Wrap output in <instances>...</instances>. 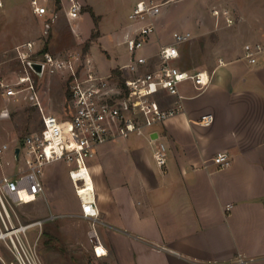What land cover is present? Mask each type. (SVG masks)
Returning a JSON list of instances; mask_svg holds the SVG:
<instances>
[{
  "label": "crops",
  "instance_id": "obj_1",
  "mask_svg": "<svg viewBox=\"0 0 264 264\" xmlns=\"http://www.w3.org/2000/svg\"><path fill=\"white\" fill-rule=\"evenodd\" d=\"M61 1L66 20L81 17L69 18L70 0L68 6ZM83 1L98 16L101 31L102 13ZM208 5L210 17L197 19L195 33L177 28L166 38L159 33V17L160 45L155 49L153 34L144 49L154 54L173 41L174 32L190 31L193 38L180 45L179 63L190 43L193 68L202 69L199 37L217 31L218 38L207 41L215 64L208 88L199 92L184 82L181 112L145 134L103 143L88 160L90 174L76 171L86 181L78 191L85 210L99 211L96 218L86 217L94 222V248L99 235L110 264H264V0H209ZM128 24L113 32L119 41ZM247 44L263 47L255 63L246 57ZM175 100L169 97L167 105ZM207 114L213 121L200 123ZM159 142L167 147L164 167L154 157ZM219 152L230 154L229 166L214 161ZM8 249L0 241V264H10L6 254L14 259Z\"/></svg>",
  "mask_w": 264,
  "mask_h": 264
},
{
  "label": "built area",
  "instance_id": "obj_2",
  "mask_svg": "<svg viewBox=\"0 0 264 264\" xmlns=\"http://www.w3.org/2000/svg\"><path fill=\"white\" fill-rule=\"evenodd\" d=\"M180 0H138L129 13V24L122 30V39L129 59L117 64L108 73H102L89 55L79 64L76 55L62 57L56 55L37 41L28 40L15 46V57L21 68L12 80L2 78L0 86L7 98L21 96L29 98L38 106L42 115V126L32 131L11 148L12 159L19 162L18 170L12 173H0V241L4 242L14 255L17 264H46L39 249V239L43 223L47 218L22 221L18 208L22 204L36 201L46 193L45 168L55 161H65L70 167V176L74 186H84L86 181L76 176V171L85 168L89 172L88 160L92 158L103 143L127 138L133 133L145 134L147 129L163 124L183 108L184 95L180 86L190 81L202 92L211 84L212 74L205 69L190 70L180 65V45L191 40L190 31H176L173 41L161 44L156 53L144 51L150 37L157 32V21L166 5ZM2 5V2H0ZM33 11L39 16L50 15L55 21L57 12L51 8L48 0H31ZM80 0H70L67 10L69 18H77L82 10ZM214 14L219 11L214 9ZM232 22L231 18L227 19ZM51 24H46V31ZM246 57L250 62L257 61L256 54L263 50L261 44L245 46ZM223 62L222 59L219 60ZM31 62L43 64L40 75L31 66ZM46 70L54 73L68 71V100L66 115L46 112L37 91V86ZM175 96L172 105H167L169 97ZM8 108L1 110V116L10 115ZM213 115H203L200 123L208 125ZM20 147L19 157L16 147ZM10 148L8 143L0 145V156ZM154 157L159 166L167 164V147L163 142L155 146ZM214 161L220 168L231 164L228 152H219ZM10 161H8L9 163ZM82 213L85 217L96 218L97 212L85 210L83 200ZM29 199V200H28ZM94 201L96 204L95 192ZM97 206V204H96ZM39 227L36 238L30 230ZM98 257L109 254L108 248L98 235L95 246ZM242 263L245 260H241Z\"/></svg>",
  "mask_w": 264,
  "mask_h": 264
},
{
  "label": "rangeland",
  "instance_id": "obj_3",
  "mask_svg": "<svg viewBox=\"0 0 264 264\" xmlns=\"http://www.w3.org/2000/svg\"><path fill=\"white\" fill-rule=\"evenodd\" d=\"M84 3L83 0H81ZM136 0H88L95 5L98 13H102L101 31L91 13L90 7L81 12V17L66 20V9L58 8L56 0H48L56 9V21L49 15L39 16L32 8L31 0H0V81L2 78L12 80L20 71V64L15 57V46L28 40L37 41L56 55L72 57L77 64L88 55L102 73H108L113 66L129 59V53L124 44H119L114 31L120 32V27L129 23V12ZM209 0H180L166 5L160 16L162 26L159 33L169 37L174 29H190L197 32V19L204 15L210 17ZM66 5H69L67 0ZM51 28L46 31V24ZM97 26V27H96ZM200 36L201 47L198 45V57L204 67L211 70L212 48L207 41L217 37V31H211ZM117 32V33H118ZM210 34V35H209ZM94 35V36H93ZM155 49L159 47L158 34ZM218 38V37H217ZM210 39V40H209ZM196 40V38H195ZM90 41V47L85 52V45ZM189 47L190 43L186 44ZM186 47L184 61L180 65L191 70L195 63L189 57ZM210 47V48H209ZM141 53H145L141 51ZM68 71L50 72L46 70L43 79L37 86L39 98L47 111L66 115L68 99ZM190 82V81H187ZM3 108H8V116H0V145L8 143L10 148L0 156V173H12L18 170L19 162L12 159V147L17 140L22 139L32 131L42 126V115L38 106L29 98L15 96L7 98L2 94L0 86V114ZM136 134V133H133ZM132 134V135H133ZM8 161H10L8 163ZM46 193L38 200L22 204L18 208L21 220L28 222L43 219L55 214L42 225L39 239V249L46 264H104L107 261L95 253L94 222L83 216L80 198L70 176V167L65 161L49 163L45 168ZM39 227L32 228L30 234L36 238ZM9 250V249H8ZM10 251V250H9ZM11 252V251H10ZM10 264H17L6 254Z\"/></svg>",
  "mask_w": 264,
  "mask_h": 264
},
{
  "label": "trees",
  "instance_id": "obj_4",
  "mask_svg": "<svg viewBox=\"0 0 264 264\" xmlns=\"http://www.w3.org/2000/svg\"><path fill=\"white\" fill-rule=\"evenodd\" d=\"M56 4H57V7L60 8L61 7V0H56ZM91 13L96 21V24H98V16L94 13L93 10H91ZM94 36V35H93ZM90 47V41L85 45V52L88 51V48ZM66 95H67V99L69 100L70 97H71V93L69 91V89L66 90ZM104 264H110L108 262L104 263Z\"/></svg>",
  "mask_w": 264,
  "mask_h": 264
},
{
  "label": "water",
  "instance_id": "obj_5",
  "mask_svg": "<svg viewBox=\"0 0 264 264\" xmlns=\"http://www.w3.org/2000/svg\"><path fill=\"white\" fill-rule=\"evenodd\" d=\"M31 66L33 67V69L35 71H37L40 75L43 72V64L42 63H37V62H31ZM17 157H19V153H20V147H16L15 149Z\"/></svg>",
  "mask_w": 264,
  "mask_h": 264
}]
</instances>
